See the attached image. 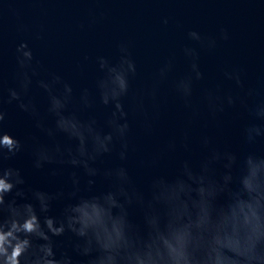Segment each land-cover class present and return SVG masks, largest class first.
<instances>
[{"label":"clouds","instance_id":"9594fccd","mask_svg":"<svg viewBox=\"0 0 264 264\" xmlns=\"http://www.w3.org/2000/svg\"><path fill=\"white\" fill-rule=\"evenodd\" d=\"M162 22L167 24L168 18L164 17ZM35 36L39 39L41 33ZM220 38H228L223 28ZM187 39L200 47H181L186 69L173 75L176 56L172 54L156 67L151 82L138 88L133 87L138 64L127 41L117 42L119 55L115 62L105 55L95 57L101 73L95 81L99 102L112 105L106 119L107 130L94 115L82 118L80 114L96 104V96L88 87L80 89L77 96L73 84L62 73L44 67L29 40L21 39L15 44V84L7 87L6 97L0 68V264H264L262 154L248 152L241 159L235 152L212 148L199 169L184 159L174 177L154 176L148 198L135 188L127 166L121 163L103 171L112 181L108 190L91 191L93 177L101 171L95 162L111 153L117 143L121 161L127 159L130 147H134L130 145L132 125L125 98H130L131 110L142 117V127L150 133L163 103L160 86L168 83L173 95L188 110L179 138L186 150L190 125L201 119L203 110L209 118H215L226 106L237 102L230 93L221 95L219 84L203 88L200 103L194 102L198 82L206 79L200 64V48L212 49L217 40L195 28L188 30ZM224 75L243 86L238 72L226 71ZM33 87L45 94L43 112ZM12 102L34 120L35 127L50 141L32 137L33 166H73L69 196L74 199L64 205L59 215L50 212L53 201L64 196L62 191L26 188L21 169L4 164L5 159L24 148L19 138L4 130V104ZM250 111L259 122L249 123L244 129L249 143L264 136V99L256 100ZM48 116L53 118L51 124L47 123ZM61 134L75 144L61 143L57 139ZM200 143L209 146L212 137L203 133ZM176 146V138L167 143L168 149L174 150ZM218 162H222L225 171L217 177L214 171ZM234 166L239 168L235 177ZM77 169L88 177L89 194L77 195ZM9 193L13 195L6 199ZM133 204L143 209V227L130 218L129 208ZM66 233L71 234V249L86 259L74 258L67 249L57 253L58 243L53 237Z\"/></svg>","mask_w":264,"mask_h":264},{"label":"water","instance_id":"95a60500","mask_svg":"<svg viewBox=\"0 0 264 264\" xmlns=\"http://www.w3.org/2000/svg\"><path fill=\"white\" fill-rule=\"evenodd\" d=\"M164 17L168 18L167 24L162 22ZM193 28L217 40L212 49L200 48V64L206 79L198 82L194 102L200 103L203 88L217 84L221 95L230 93L237 102L226 106L215 118H209L206 109L203 110L201 119L190 125L189 149L186 150L179 143V138L188 110L173 95L168 83L160 86L163 103L150 133L142 127V117L131 110L130 98H125L132 125L130 145L134 147H130L127 159L121 161L117 143L111 153L104 154L95 162L101 171L93 177L95 183L90 186L91 191L108 190L112 181L103 175V171L121 163L127 166L135 188L148 198L154 176L174 177L184 159H189L193 167L199 169L212 148L235 152L241 159L248 152L264 155V136L251 143L244 138L245 127L259 122L250 106L256 100L264 99V0H0V68L4 96H7V87L15 84V44L27 39L44 67L62 73L73 84L77 96L83 87L93 92L95 106L80 114L82 118L94 115L107 130L106 119L112 105L99 102L95 81L101 73L95 57L105 55L115 62L119 55L117 42L127 41L138 64V73L133 79V87L138 88L149 84L156 67L172 54L176 56L173 75L186 69L187 61L180 52L181 47L184 44L200 47L187 39L188 30ZM222 28L228 33L227 39L220 38ZM37 32L41 33L39 39L35 36ZM226 71L238 72L243 86L227 79ZM32 91L43 112L45 94L35 87ZM4 108V130L24 143L23 150L5 159L4 164L21 169L26 188L62 191L64 196L53 201L50 212L59 215L64 205L74 199L69 196L73 188V166L45 164L43 168H35L32 137L37 136L42 142H50L49 138L35 127L34 120L15 102L5 103ZM52 119L48 116L47 123L51 124ZM203 133L212 137L211 145H201ZM172 138L177 139L174 150L167 148ZM57 139L63 144H75L62 134ZM53 169H56L55 173ZM76 171L80 177L77 195L89 194L88 177L82 169ZM223 171L222 162H218L214 174L218 177ZM232 171L234 177L238 175V166H234ZM13 193H9L6 199ZM220 198L223 199V195ZM129 211L130 218L143 227L142 207L133 204ZM70 235L53 237L58 243L57 253L67 249L74 258L86 259L71 249Z\"/></svg>","mask_w":264,"mask_h":264}]
</instances>
